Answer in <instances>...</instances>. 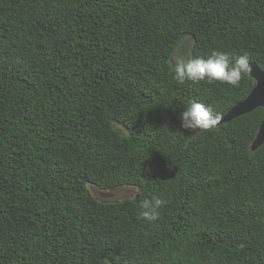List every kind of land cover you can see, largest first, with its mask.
<instances>
[{"label":"trees","instance_id":"16d2710c","mask_svg":"<svg viewBox=\"0 0 264 264\" xmlns=\"http://www.w3.org/2000/svg\"><path fill=\"white\" fill-rule=\"evenodd\" d=\"M212 50L264 69V0H0V264H264V108L181 128L256 84L172 79Z\"/></svg>","mask_w":264,"mask_h":264},{"label":"clouds","instance_id":"9594fccd","mask_svg":"<svg viewBox=\"0 0 264 264\" xmlns=\"http://www.w3.org/2000/svg\"><path fill=\"white\" fill-rule=\"evenodd\" d=\"M252 72V64L245 55L233 56L226 51L212 50L207 57L178 59L170 68L169 74L179 85L186 82L208 83L221 82L238 86L241 79ZM220 121L209 105L191 99L184 104L180 112L181 128L189 132L211 130ZM165 204L162 198L152 196L139 201L138 218L147 222L156 221L160 216V208Z\"/></svg>","mask_w":264,"mask_h":264},{"label":"water","instance_id":"95a60500","mask_svg":"<svg viewBox=\"0 0 264 264\" xmlns=\"http://www.w3.org/2000/svg\"><path fill=\"white\" fill-rule=\"evenodd\" d=\"M252 64V72L248 73L255 78L256 84L251 91L242 100L232 105L226 112L220 114V121L214 128H219L222 124L232 121L234 118L246 114L257 107L264 108V69L257 64ZM197 132H200L197 130ZM195 132V133H197ZM264 144V116L258 128V131L250 144V150L256 151ZM103 197L113 196L112 192H101Z\"/></svg>","mask_w":264,"mask_h":264},{"label":"rangeland","instance_id":"374dc122","mask_svg":"<svg viewBox=\"0 0 264 264\" xmlns=\"http://www.w3.org/2000/svg\"><path fill=\"white\" fill-rule=\"evenodd\" d=\"M136 191H137V189L135 187L120 186L115 191L112 192L113 196L106 197V198L118 199V198L133 196V195H135ZM93 192L97 197L103 198V196H101L102 190H98V189L93 188Z\"/></svg>","mask_w":264,"mask_h":264}]
</instances>
